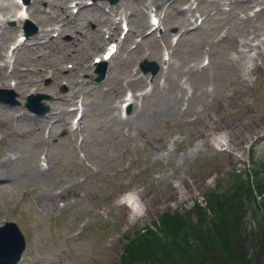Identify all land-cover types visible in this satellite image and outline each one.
Wrapping results in <instances>:
<instances>
[{
  "label": "rangeland",
  "instance_id": "obj_1",
  "mask_svg": "<svg viewBox=\"0 0 264 264\" xmlns=\"http://www.w3.org/2000/svg\"><path fill=\"white\" fill-rule=\"evenodd\" d=\"M147 1L119 0L113 6L103 1L86 6L75 22L85 26L86 37L74 40L66 31L40 48L43 56L38 60L29 49L16 55L19 68L31 64L45 71L33 79L44 87L38 93L45 96L41 102L49 108L45 115L57 114L51 116L49 129H44V135L49 130L51 138L45 144L35 130L43 124L35 120L42 117L20 116L26 112L27 93L13 89L9 81L4 87L9 91L7 100L17 103L0 102V157H11L5 178L9 186L0 188V225L12 222L23 235L25 250L18 264H120L127 257L128 241L146 230L152 235L147 240L155 241L151 253L166 243L171 247L166 252L172 259H166L168 264H184L183 260L196 264L192 255L186 257L188 254L173 249L178 245L186 249L188 243H194L189 227H207L209 232L213 217L218 219L212 212L222 206L230 209V200L240 195L248 212L236 222L244 231L249 253L253 251L260 215L244 195L248 170L258 169L257 178L264 180V0L223 1L220 10L216 0H167L157 9L152 7L162 16L160 28L168 33L172 45L178 40L179 55L187 50L201 65L211 63L200 76L194 98L181 110L166 114L163 105L170 103V96L152 91L135 112L127 106L128 119L121 121L117 95L129 94L128 86L138 94L147 91L152 81L161 84L164 80L163 70L158 69L154 76L143 74L138 63L145 59L159 68L164 64L148 55L152 40L141 41L129 31V40L122 42L105 68L107 78L95 83L88 66L103 49L92 50L98 44L92 33L109 22H101L107 17L100 8L124 11L134 23L132 30L149 23L144 8ZM42 8L50 15L59 12L46 2ZM182 14L189 21L176 25L173 21ZM2 26L5 30L17 27L18 35L24 28L29 37L36 35L37 26L30 19L7 21ZM52 36L49 38L54 40ZM156 41L161 44L160 38ZM53 67L66 70L63 79L49 78ZM176 76L180 75L169 73L165 78L172 81ZM69 89L72 96H78L72 101L82 111L76 131H70L73 116L67 112L72 107L67 103L59 106L54 100V94L66 96ZM45 155L54 185L41 181L35 171ZM70 183L78 186L66 188ZM51 189L62 193L48 208ZM133 193L140 201V214L129 217L132 207L115 203ZM56 202L60 207L55 208ZM165 215L170 219L162 224ZM175 219L188 229L183 226L170 232ZM218 221L221 226L225 222ZM199 246L193 247L197 257ZM154 259L151 254L149 264Z\"/></svg>",
  "mask_w": 264,
  "mask_h": 264
},
{
  "label": "bare ground",
  "instance_id": "obj_2",
  "mask_svg": "<svg viewBox=\"0 0 264 264\" xmlns=\"http://www.w3.org/2000/svg\"><path fill=\"white\" fill-rule=\"evenodd\" d=\"M62 1V4L59 5V2ZM70 1V0H69ZM46 2L47 6L54 7L55 5H58V8L60 9L59 12H62L66 14V18H61L59 16L54 17V16H47L45 10L42 8V3ZM68 0H31V3L28 6V9L26 12L28 13V16L35 22V24L38 27V32L35 37H32L28 41H26L23 44H19L18 46H21L23 48H28L30 50L36 51L39 47H42L43 44L48 43L49 40L46 42H42L47 39L49 36L50 32H57L56 35H60L64 31L71 32L72 34L74 33V40L78 41L80 38L86 37V30L85 26L82 24H76L72 20V16L68 15V8L66 6V3ZM158 2V4H156ZM164 4L166 0H149L144 7L147 8L150 5H160L159 3ZM219 5V4H218ZM217 5V6H218ZM216 7V6H215ZM218 9H221L220 6L217 7ZM20 12L18 4L14 0H0V23H2L4 20H7L9 17H13L16 14ZM120 19H123L124 21L130 22V24H134L132 20L129 19V17L126 15L124 11L119 12L117 14ZM188 22V18L182 14L180 17L179 15L176 17L175 24L180 25L183 24L184 22ZM115 23V22H114ZM57 25V28L55 27ZM113 26V25H111ZM115 28V27H114ZM147 28V25L145 23L141 24L138 26V28L135 29V34L141 35L144 32V29ZM54 30V31H53ZM14 30L11 29H1L0 28V59L4 57L2 51L4 50L5 46L7 43L11 40L14 39L15 36L13 35ZM80 33V34H79ZM93 38L95 37L97 39L98 46L97 49H99L103 43V40L101 39L99 32L93 31L92 33ZM149 39L150 41L153 39L152 33L149 34ZM162 42L164 44V47L169 49L168 53V58L164 62L165 67L162 69V75L164 77L163 82L160 84L157 81H152L150 85L149 91H145L140 94H136L133 90L130 92V96L127 97L126 99H123V94L121 93L120 95H117V102L119 103H127L132 107L133 112H135V108L137 107V104L139 101H141L149 92L152 91H161L164 94L170 96L171 101L167 105V103L163 105L165 109V113L171 115L172 113H175V110L179 111L182 108V105H188L191 99L194 98V95L196 93V89L199 88L198 83L200 76L205 72L207 66L210 65L211 61L208 62V65H201L198 58L194 57V55L190 51H184L183 54H178L177 53V46H178V41L176 42L175 45H172L169 41V35L168 33H164L162 35ZM30 42V44H28ZM152 42V41H151ZM153 43V42H152ZM153 48L152 50H149L148 55L155 57L156 59H160L162 56V53L160 51V48L156 45V43H153ZM96 47V46H95ZM17 48V47H16ZM35 57L37 60L43 56V53L41 51H36ZM36 58H34L36 60ZM222 62V61H221ZM19 63H17L14 67H12L11 71L8 74H3L0 76V84H5L7 80H13V86L16 89L21 90L22 92H26L31 85L34 83L32 79H30V76L32 73H34V68L33 65L27 64L24 65V69H19L18 67ZM5 65L2 64L0 65V69H4ZM161 71V69H160ZM179 74V78L176 79L174 78L172 81L168 79L166 80L167 74ZM167 82V83H166ZM129 89H131L130 86H128ZM119 94V93H118ZM56 103H58L59 106L64 105L65 100L62 96H57L55 99ZM69 101V100H68ZM120 108V106H119ZM4 110V108H1ZM57 114L51 113L50 116L44 117L42 122L44 124H47L51 116H56ZM128 119V117H127ZM126 120V118H125ZM37 130V128H36ZM68 129L65 128L63 132L65 134L68 133ZM38 135H42V130L39 127L38 128ZM207 136L205 137V139ZM45 142H49V138L47 137L44 139ZM7 155V154H6ZM46 162V169H41V168H35V171L38 174V177H40L41 181L44 182H51L53 185L56 184L55 180L51 177L50 175V167L48 165V158L45 159ZM9 163H11V157L8 155V157H0V188L1 186H4L3 188H7L9 184H7V181H5V178L9 176ZM51 184V185H52ZM75 186H78L77 183H70L69 185L66 186V188L70 189ZM64 188V191L65 189ZM6 190V189H5ZM62 192H57L54 189H51L50 197L47 198V203L50 204L48 208H52L51 202L53 201V198L59 197ZM135 198V197H134ZM133 201L129 203V207L131 208V215L129 217H136L140 214V201H137V198L134 199ZM123 201L121 199H118V201L115 204H122ZM56 202L55 208H58L59 205ZM137 204V206H135Z\"/></svg>",
  "mask_w": 264,
  "mask_h": 264
},
{
  "label": "trees",
  "instance_id": "obj_3",
  "mask_svg": "<svg viewBox=\"0 0 264 264\" xmlns=\"http://www.w3.org/2000/svg\"><path fill=\"white\" fill-rule=\"evenodd\" d=\"M258 173L255 171V192L257 195H264V180H259L256 176ZM244 197L246 200H253L254 195L252 191L247 188ZM231 205L230 209H225V206L218 208V210L212 212L213 216L218 215L219 220L224 219V224L221 226L218 219L213 217L211 222V229L207 231V227L199 229L198 227H189L190 232L193 233L195 238L193 239L194 243H188L186 249L176 246L173 250L175 252H183L181 254H188L186 257L196 258V264H264V199L260 202V209L262 215L259 218L258 231L254 237L255 243L253 245V251L249 253L248 247L246 245L247 239L244 236V231L238 229V217L245 216L247 214V207L244 205V199L241 198V195L234 197L228 203ZM169 218V215H165L163 222H166ZM174 224L170 226V232L176 231L181 227L188 229V225L182 221L174 220ZM205 225L203 222L200 223ZM202 232V236H199V233ZM147 237H152L151 232L146 230L144 234H137L133 240L128 241L127 257L120 260V264H149L148 260L151 254H154L153 264H168L169 261L166 259L172 260L166 252L171 248L166 243L161 246L162 249L154 250L151 253V248L154 247L152 240H147ZM190 241V240H188ZM200 248L197 253V256L193 255V247L196 246ZM180 247V248H179ZM165 251V252H164ZM172 263V262H171ZM184 264H193L189 261L183 260ZM173 264V263H172Z\"/></svg>",
  "mask_w": 264,
  "mask_h": 264
},
{
  "label": "water",
  "instance_id": "obj_4",
  "mask_svg": "<svg viewBox=\"0 0 264 264\" xmlns=\"http://www.w3.org/2000/svg\"><path fill=\"white\" fill-rule=\"evenodd\" d=\"M24 250L23 237L14 224L0 227V264H15Z\"/></svg>",
  "mask_w": 264,
  "mask_h": 264
}]
</instances>
